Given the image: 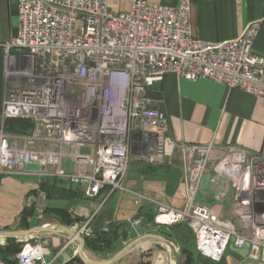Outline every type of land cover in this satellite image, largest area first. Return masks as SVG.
Wrapping results in <instances>:
<instances>
[{
    "label": "built area",
    "instance_id": "2783aa9c",
    "mask_svg": "<svg viewBox=\"0 0 264 264\" xmlns=\"http://www.w3.org/2000/svg\"><path fill=\"white\" fill-rule=\"evenodd\" d=\"M12 1L18 28L4 47L8 85L0 121V177L61 180L87 199L105 187L121 189L131 144L154 165L175 150L168 120L157 108L161 102L149 96L150 87L169 74L244 91L264 106V58L252 52L257 24L232 41L211 44L193 34L196 0H180L175 8L131 0L119 13L110 11L107 0ZM11 119L29 120L31 133L6 134L3 124ZM212 148H184L186 204L182 209L157 204L153 224L185 225L198 255L211 263L220 262L232 244L248 245L250 257L264 264V141L256 153L228 148L214 167L233 191L234 212L248 236L196 203ZM64 159L74 164L71 175L62 169ZM28 164L43 171L28 172ZM140 223L137 219L131 227ZM86 228L80 234L89 237ZM49 255L48 243L35 236L24 241L14 262L53 264L56 258L49 261ZM0 264L6 263L0 258Z\"/></svg>",
    "mask_w": 264,
    "mask_h": 264
},
{
    "label": "crops",
    "instance_id": "0c3cea01",
    "mask_svg": "<svg viewBox=\"0 0 264 264\" xmlns=\"http://www.w3.org/2000/svg\"><path fill=\"white\" fill-rule=\"evenodd\" d=\"M107 1L113 13L127 11L131 2V0ZM179 2L180 0H156L155 3L175 8ZM190 22L194 36L211 44L232 41L247 26L257 24L258 33L252 52L264 58V0H196L192 5ZM17 28L15 2L0 0V121L8 85L4 47L16 36ZM149 96L161 102L157 108L168 120L169 136L176 144L173 154L162 164L152 166L145 162L140 148L131 144L124 190L112 191L105 187L93 199L83 196L82 200L53 201L50 205L65 208L77 217L80 226L87 224V229L93 233L104 231L120 233L125 226L123 224H128L139 214L141 216L139 218L144 220V224L139 225L144 235L160 236L168 240L151 229L153 222L149 223L147 218L154 217L157 203L173 209H182L185 206L187 201L185 166L188 154L184 148L212 144L208 164L196 195V203L208 207L220 220L233 226L238 234L248 236V231L243 229L235 215L233 191L228 182L214 172V167L224 157L228 148H239L254 153L261 150L264 141V106L261 100L241 90H229L224 85L210 80L200 79L191 82L172 74L166 75L161 82L154 83L149 89ZM16 178H33L35 181L23 182ZM41 179L45 178L33 175L0 177V231L24 232L30 229L29 222L32 217L30 214L33 210L30 205L35 198L26 196L30 191L37 189ZM138 197L141 200L139 205H136ZM29 206L30 208L26 209ZM44 226L50 225L46 223ZM127 226V239L120 240L118 251L131 242L129 235L131 227ZM160 230L177 248L180 264L186 258H189L188 264H262L259 258L250 257L248 245L238 249L232 244L228 246L220 262L211 263L198 255L193 235L185 225ZM63 234L35 235L48 243L49 261L56 258L53 264H66L79 254L78 241V247L74 244L76 240L70 237L64 244H60ZM35 236L23 239L0 238V246L13 244V240L19 243L18 241ZM137 239L140 240L141 236H137ZM157 244L154 241L141 242L121 258L148 256L150 264H172V260L174 264V256L170 250L163 244L157 249ZM135 249L138 254L133 255ZM184 250L186 252L182 254ZM61 258L62 262L59 261Z\"/></svg>",
    "mask_w": 264,
    "mask_h": 264
},
{
    "label": "trees",
    "instance_id": "16d2710c",
    "mask_svg": "<svg viewBox=\"0 0 264 264\" xmlns=\"http://www.w3.org/2000/svg\"><path fill=\"white\" fill-rule=\"evenodd\" d=\"M3 130L6 134L9 135H18V136H27L32 131V124L29 120L24 119H11L6 120L3 124ZM42 196L45 205L43 210L41 211V222L43 224L51 223L53 221L57 222L59 225L64 227L71 228L74 224L80 223L77 217H75L72 213L66 210L63 207L59 206H51L49 203L53 201L59 202H68L71 200H82L83 193L78 187L70 186L69 184L51 178H45L39 180L37 184V189L30 191L26 197L37 198L38 196ZM27 209V208H26ZM24 209V212H26ZM28 211V210H27ZM34 209L31 211L30 216H32ZM141 217L139 214L135 218ZM144 220H141L140 225H143ZM149 223L153 222V216L147 218ZM123 230L119 233L118 231H104L100 233H94L93 237H85V251H89L94 253L98 258L102 260H107L114 254H116L119 248L116 249L115 245L118 246L120 240L127 239V230L128 224H123ZM120 226V225H119ZM119 226L117 228H119ZM158 234H162L169 240V237L162 232H158ZM20 244H5L0 246V258L6 264H15L13 258L20 251ZM185 250L181 253L185 254ZM189 258L183 260L182 264H188ZM83 264L78 256L70 259L66 264ZM137 264H150V262H138Z\"/></svg>",
    "mask_w": 264,
    "mask_h": 264
},
{
    "label": "water",
    "instance_id": "95a60500",
    "mask_svg": "<svg viewBox=\"0 0 264 264\" xmlns=\"http://www.w3.org/2000/svg\"><path fill=\"white\" fill-rule=\"evenodd\" d=\"M73 162L69 159H64L62 161V169L63 171L71 175L73 173ZM25 170L28 172H38L43 171V168H40L38 165L35 164H28L25 166ZM42 202L39 203L37 209L33 212V215L29 222V230L24 232H6V231H0V238H14V239H23L35 235L40 234H58V233H64L68 235L71 239L76 240L80 243V249H79V258L84 264H114L117 262L122 256L127 254L130 250L135 248L138 244L145 241H154L157 242V249L161 248V244L166 246L170 252L174 256V264H180V255L175 247V245L166 240L163 237L155 236V235H144V231L141 226H136L134 228H130L129 235L131 242L127 244L122 250H120L116 255H114L109 260L103 261V262H94L92 260L87 259L84 256L83 248H84V240H82L79 236L72 233L68 228L63 226H44L41 225V220L39 218L40 208H41ZM137 236H141V239L138 240Z\"/></svg>",
    "mask_w": 264,
    "mask_h": 264
},
{
    "label": "rangeland",
    "instance_id": "374dc122",
    "mask_svg": "<svg viewBox=\"0 0 264 264\" xmlns=\"http://www.w3.org/2000/svg\"><path fill=\"white\" fill-rule=\"evenodd\" d=\"M167 159V158H166ZM165 159V160H166ZM144 160H145V162L147 163V164H149V165H152V166H155L153 163H150L148 160H146L145 158H144ZM164 160V161H165ZM163 161V162H164ZM163 162H161L160 164H162ZM129 167V166H128ZM128 170V169H127ZM208 172V171H207ZM126 174H127V172H126ZM125 178H126V175H125V177H124V179H123V182L121 183V189H119V190H124V181H125ZM17 180H19V181H23V182H25V181H32V182H34L35 181V179H33V178H24V179H22V178H16ZM139 200H141V198H139L138 197V201ZM137 201V200H136ZM40 202H42V205H41V208H40V219H41V217H42V215H41V211L43 210V208H44V205H45V201H44V199H43V197L42 196H38L37 198H35V199H33V204L32 205H30L34 210H36L37 209V207H38V205H39V203ZM153 203H156V202H153ZM50 204V203H49ZM158 204V203H157ZM30 206L27 208V209H29L30 208ZM63 206V205H62ZM74 215V214H73ZM154 218V217H153ZM137 219H139L140 221H141V219L140 218H135V219H132L129 223H128V225H129V227H131V224L133 223V221H135V220H137ZM42 223V222H41ZM50 226H53V225H58V224H56V222H51V223H48ZM42 225H44L43 223H42ZM64 227V226H63ZM73 227V226H72ZM72 227L71 228H68V227H66V228H68L72 233H74L75 235H77V236H79L82 240H84V238L86 237L84 234H80V231L82 230V228L84 227V226H80L79 225V223H78V225L76 226L77 227V229L76 230H74V229H72ZM132 228V227H131ZM169 228H171V227H166V228H158V227H156L154 224H153V227L151 228V229H154L156 232H162V230H160V229H169ZM86 230H87V228H86ZM87 231H89V230H87ZM92 234V235H91ZM91 234L89 235V238L90 237H93L94 236V233L93 232H91ZM69 236L68 235H66V234H63L62 235V237H61V239H60V244H64V242H66L67 241V238H68ZM51 238V237H50ZM49 238V239H50ZM26 239H24V240H21V241H18L19 243H16V240L14 241L13 240V244H20L19 246H20V248H22V246H23V244H24V241H25ZM75 244V247H78V243H77V241L74 243ZM115 247H116V249L118 248V246H116L115 245ZM125 247V246H124ZM124 247H121V250L124 248ZM153 247V245H151V247L150 248H152ZM52 249V248H51ZM119 252V251H118ZM117 252V253H118ZM138 251H136V249H135V251H134V253H133V255L134 254H138L137 253ZM83 253H84V256L87 258V259H89V260H92V261H94V262H103V261H106V260H102L101 258H98L94 253H92V252H89V251H85V241H84V248H83ZM145 254V253H144ZM116 255V254H115ZM148 255V254H147ZM78 256V255H77ZM110 258H112V257H110ZM110 258H108L107 260H109ZM62 259L63 258H61L59 261L60 262H62ZM81 260V259H80ZM140 261H142V262H150V258H148V256L146 257V258H125V259H123V258H120L117 262H115L114 264H137L138 262H140ZM83 263V262H82ZM73 264H77V263H73ZM84 264V263H83ZM172 264H173V260H172Z\"/></svg>",
    "mask_w": 264,
    "mask_h": 264
},
{
    "label": "bare ground",
    "instance_id": "6f19581e",
    "mask_svg": "<svg viewBox=\"0 0 264 264\" xmlns=\"http://www.w3.org/2000/svg\"><path fill=\"white\" fill-rule=\"evenodd\" d=\"M2 245V244H1Z\"/></svg>",
    "mask_w": 264,
    "mask_h": 264
}]
</instances>
